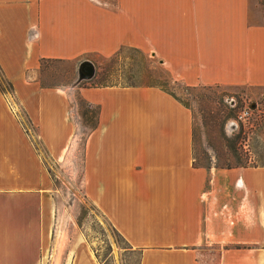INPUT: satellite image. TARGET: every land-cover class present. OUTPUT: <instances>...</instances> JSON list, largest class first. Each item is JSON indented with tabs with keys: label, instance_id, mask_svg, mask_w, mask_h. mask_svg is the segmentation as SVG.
Here are the masks:
<instances>
[{
	"label": "crops",
	"instance_id": "obj_1",
	"mask_svg": "<svg viewBox=\"0 0 264 264\" xmlns=\"http://www.w3.org/2000/svg\"><path fill=\"white\" fill-rule=\"evenodd\" d=\"M125 47L187 86L264 87V14L252 0H0V68L25 114L0 89V264H99L61 222L46 163L73 148V99L38 77L45 60ZM78 91L98 109L84 193L139 264H264V165H196L193 112L162 86Z\"/></svg>",
	"mask_w": 264,
	"mask_h": 264
},
{
	"label": "rangeland",
	"instance_id": "obj_2",
	"mask_svg": "<svg viewBox=\"0 0 264 264\" xmlns=\"http://www.w3.org/2000/svg\"><path fill=\"white\" fill-rule=\"evenodd\" d=\"M252 1L264 14V0ZM92 60L95 76L91 78L81 71L85 61L69 60L43 61L38 77L42 86L69 91L78 122L67 159L56 164L46 161L54 180L57 211L65 227L75 228L86 238L99 264H139L140 251L129 245L84 193V147L98 109L83 100L78 87L97 83L160 85L171 91L193 112L195 164L210 170L264 165V87L187 86L175 80L151 55L130 47L110 57L95 55ZM0 89L25 120L12 82L1 68Z\"/></svg>",
	"mask_w": 264,
	"mask_h": 264
},
{
	"label": "water",
	"instance_id": "obj_3",
	"mask_svg": "<svg viewBox=\"0 0 264 264\" xmlns=\"http://www.w3.org/2000/svg\"><path fill=\"white\" fill-rule=\"evenodd\" d=\"M81 71L85 74L86 77L95 76V67L91 61H85L81 65Z\"/></svg>",
	"mask_w": 264,
	"mask_h": 264
},
{
	"label": "trees",
	"instance_id": "obj_4",
	"mask_svg": "<svg viewBox=\"0 0 264 264\" xmlns=\"http://www.w3.org/2000/svg\"><path fill=\"white\" fill-rule=\"evenodd\" d=\"M97 76V75H96ZM96 85H98V86H107L106 84H101V83H97ZM160 86V85H159ZM163 87V86H162ZM164 88V87H163ZM172 93V92H171ZM177 99H179L174 93H172ZM180 100V99H179ZM181 101V100H180ZM183 104H185L183 101H181ZM186 105V104H185ZM186 106H188V105H186ZM189 107V106H188ZM96 124H97V121H96V123H95V126H96ZM94 126V127H95ZM93 127V128H94ZM244 166V165H243Z\"/></svg>",
	"mask_w": 264,
	"mask_h": 264
}]
</instances>
